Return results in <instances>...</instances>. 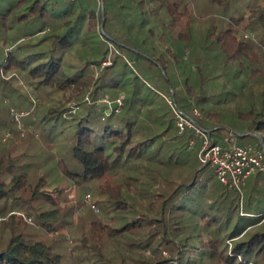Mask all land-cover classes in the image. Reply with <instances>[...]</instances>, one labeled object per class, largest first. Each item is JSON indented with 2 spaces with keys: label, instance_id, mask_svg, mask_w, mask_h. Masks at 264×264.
<instances>
[{
  "label": "trees",
  "instance_id": "trees-1",
  "mask_svg": "<svg viewBox=\"0 0 264 264\" xmlns=\"http://www.w3.org/2000/svg\"><path fill=\"white\" fill-rule=\"evenodd\" d=\"M251 3L249 15L231 17L221 27L209 24L198 36L186 0H0V40L8 30H29L13 45H2L3 100L17 90L11 79L28 81L44 101L35 113L49 106L43 125L72 138L69 163L56 157L61 177L80 194L100 182L99 200L89 193L85 201L90 195L95 215L102 204L116 212L108 223L93 219L74 239L78 260L29 233L14 211L29 206L41 226L56 231L72 226V207L57 204L44 191L47 179L32 175L30 158L36 155L11 154L14 141L3 140L5 128L20 139L30 133L9 107L11 120L0 119V218L6 216L0 222V264H64L68 256L72 264H129L128 255L142 257L141 251L154 247L156 253V246L170 258L143 256L141 264H264L263 227L246 232L264 218V198L222 183L201 163L195 130L178 134L175 128L178 112L191 117L198 109L194 119L214 143L232 128L239 135L232 133L227 145L264 151V2ZM253 33L256 42L245 38ZM109 44L119 53L98 75L91 65L100 66ZM78 47L86 54L76 55ZM120 51L136 59L137 68ZM106 92L117 97L111 106L82 103L72 121L65 116L87 94ZM121 94L124 106L116 102ZM245 137L254 144L237 143ZM192 139L197 145L190 150ZM263 177L257 172L245 184Z\"/></svg>",
  "mask_w": 264,
  "mask_h": 264
},
{
  "label": "rangeland",
  "instance_id": "rangeland-1",
  "mask_svg": "<svg viewBox=\"0 0 264 264\" xmlns=\"http://www.w3.org/2000/svg\"><path fill=\"white\" fill-rule=\"evenodd\" d=\"M252 0H229V2H219L218 0H186V2H190L191 5V12L195 18H193V25H194V31L198 34V36L204 35L205 29L210 24H217L220 27L222 25H225L227 21L231 17H239L242 16L244 13L249 15L250 13V6ZM260 2H264V0H259ZM209 25V26H210ZM29 32L26 31L25 28H16L12 30H8L6 33L2 34V42L5 43L4 46H11L10 44L16 43L17 39ZM245 38H248L252 41L257 40V36L253 33L252 37L245 36ZM6 40V41H5ZM5 47L0 46V64L2 65L6 58V51L4 50ZM82 49L78 47L75 49V54L78 56L85 55L81 53ZM119 53V51L116 49L115 46L112 44H109V53L107 54L106 58L101 60V64L99 65H91L93 66L92 70L95 71L96 74H100V71L105 69L106 66H110L113 62L114 54ZM188 54V52H187ZM120 55H123V57L126 58L128 61L130 67L137 68V60L133 58H130L126 55V53H121ZM88 56V55H86ZM128 58V59H127ZM11 84L16 87L17 90L12 91L13 95L7 94L4 96L7 101L3 100L2 91L0 93V119L1 121L11 120V113L9 111V107L16 108L13 109V112L15 114H18L20 110L22 111L21 114L18 116L19 123L23 127V130H27L26 132L30 133L26 138L20 139L16 137V134L13 132H10V129H6L4 131L3 140L10 141L11 139L14 141V144L12 143L10 146L11 154L13 156L20 155L24 152L26 154H34L36 157L30 158V168L32 169V175L36 177H45L47 179V186L44 188L45 192L50 193L57 204L60 206H68L72 207V216L69 217L67 220L72 222L71 224L64 225V227L60 228V230L56 231H48L46 228L41 226L36 221V215L35 212H27L26 209H29V206L25 210L14 211V214L21 215L24 218V221L26 222L25 229L28 230L29 233H32L37 238H40L42 240H45L49 245H51L56 251H60L64 255H69L72 251V256L77 260L80 258V254L77 252V250H74L75 241L74 239L79 238L83 231H86L90 228L92 220H102L104 223H108V221L111 219V217L116 215V212L112 209H107L105 205H99L101 208V212L98 215H95L92 213V211L89 208L88 202L85 201V195L91 194L93 197V201L97 202L99 198L96 196V188L100 185V182H97L94 184L95 186H92V190L84 191L82 194H80L77 189L72 185L65 177H61V173L59 171V168L57 166V159L56 157H60L61 159L65 160L67 163H69L71 155L69 152V148L73 144L72 138L68 137V133L62 134L61 131L51 130L49 125H46V127L43 125V119L44 116L49 108L48 105H44L43 107V114L42 113H35L36 108L34 109V106L40 107V109L44 101L39 96V93H37V90L33 89L29 85V82L26 81L23 77H19L16 79H11ZM10 90L8 87L5 88L4 92L8 93ZM58 95V94H57ZM166 101L168 102L169 106L174 107L173 99L167 95ZM55 97H57L55 95ZM119 97H126L125 94H121ZM117 98V97H116ZM111 97V93L106 92L104 95H99L97 98H93L90 94H87L82 101H80L78 104L71 105L72 111L65 115L67 118H70L71 121L75 118L78 112V108H80V105L84 103V105L87 104H101V105H111L113 104L112 101L114 99ZM34 101V105H30V101ZM116 101V100H115ZM55 104H57V101H53ZM110 102V103H109ZM47 104V103H46ZM109 105V106H111ZM125 105V100H123L122 106ZM55 106V105H54ZM70 106V105H69ZM172 108V107H171ZM173 109V108H172ZM198 111V109H195ZM194 110V111H195ZM45 111V114H44ZM101 111V109H99ZM25 116V117H22ZM17 119V115H16ZM22 119V120H21ZM53 121V120H52ZM22 123V124H21ZM68 124L64 125L66 127ZM43 126V127H42ZM175 128L177 129L178 134H183L184 131L178 127V117L175 116ZM64 130H68L65 128ZM188 131V129H187ZM189 131H191L189 129ZM223 135L219 139V143L224 145L227 142L225 139H229L232 136L238 137L239 131H234L232 128H227V130L222 131ZM225 137V138H224ZM262 139V136H259ZM239 144H254V139L252 137H245V138H239L238 142ZM197 145V144H196ZM227 145V144H226ZM196 148V146H194ZM193 148V149H194ZM191 150V149H190ZM110 177L107 176L105 183L110 181ZM33 181V180H32ZM248 184V183H247ZM247 190V192L251 195L253 191V196L258 200V198L263 197L264 198V177L262 180L257 182L254 186L251 184L247 185L244 184V186ZM256 189H254V188ZM244 189V188H243ZM242 189V191H243ZM246 194V193H245ZM231 200V198H230ZM40 202H33L32 205L39 207ZM264 204V202H263ZM262 204V205H263ZM264 206V205H263ZM32 209V208H30ZM27 214H31L30 216ZM31 217L32 221H28L23 216ZM6 219V216H2L0 218L1 220ZM119 223H122L120 220L116 223L119 225ZM117 226V225H116ZM263 227V228H262ZM264 229V218L260 220V222L254 226H249L246 229V232H251L257 229ZM245 233V232H244ZM245 234L241 235L240 238L244 237ZM66 239V240H65ZM111 242L107 241V250L108 252H113V247L110 244ZM158 247V252L154 253L153 249H148L146 251H141L142 255L145 258H152L157 254V256L164 257L166 259L170 258V253L167 249H165L162 246H156ZM232 247V245L230 246ZM113 254V253H112ZM78 255V256H77ZM132 254L127 256V259L129 261V264H141V261L144 260L143 256H131ZM65 257L64 264H72L73 260H70V257ZM73 258V259H74ZM134 258V260L132 259ZM89 264V263H88Z\"/></svg>",
  "mask_w": 264,
  "mask_h": 264
},
{
  "label": "built area",
  "instance_id": "built-area-1",
  "mask_svg": "<svg viewBox=\"0 0 264 264\" xmlns=\"http://www.w3.org/2000/svg\"><path fill=\"white\" fill-rule=\"evenodd\" d=\"M101 4V0H98ZM3 42L0 40V46ZM123 97L117 99V104L122 106ZM35 103V102H34ZM110 103V102H109ZM111 105V103L109 104ZM17 120L19 121L18 114ZM178 127L182 130L186 128L194 129L196 136L200 139L199 159L203 165H209L214 170L220 181L230 187L241 189L246 180L257 172L264 173V151L253 145L241 146L232 143L227 146L214 143L210 133L200 129L194 118L200 117L197 110L193 116H185L177 113ZM196 140L192 139L189 145L193 149ZM90 195L86 196V201L90 203ZM92 208L99 212V208L92 205ZM26 220L32 221V218L23 215Z\"/></svg>",
  "mask_w": 264,
  "mask_h": 264
},
{
  "label": "water",
  "instance_id": "water-1",
  "mask_svg": "<svg viewBox=\"0 0 264 264\" xmlns=\"http://www.w3.org/2000/svg\"><path fill=\"white\" fill-rule=\"evenodd\" d=\"M103 22H104V21H103ZM253 135H256V136H258V137L260 136V135H259V134H257V133H253ZM259 138H260V137H259ZM260 140H261V138H260Z\"/></svg>",
  "mask_w": 264,
  "mask_h": 264
}]
</instances>
